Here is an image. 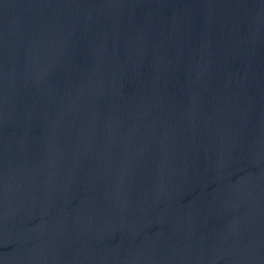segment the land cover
Here are the masks:
<instances>
[{"label":"water","instance_id":"1","mask_svg":"<svg viewBox=\"0 0 264 264\" xmlns=\"http://www.w3.org/2000/svg\"><path fill=\"white\" fill-rule=\"evenodd\" d=\"M0 264H264V0H0Z\"/></svg>","mask_w":264,"mask_h":264}]
</instances>
